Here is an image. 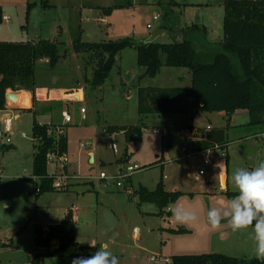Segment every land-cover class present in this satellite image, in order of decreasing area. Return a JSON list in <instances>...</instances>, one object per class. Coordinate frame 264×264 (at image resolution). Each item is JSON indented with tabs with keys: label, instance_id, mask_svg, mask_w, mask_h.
Wrapping results in <instances>:
<instances>
[{
	"label": "rangeland",
	"instance_id": "1",
	"mask_svg": "<svg viewBox=\"0 0 264 264\" xmlns=\"http://www.w3.org/2000/svg\"><path fill=\"white\" fill-rule=\"evenodd\" d=\"M43 1L0 0L3 16L10 19L9 22L0 23V42H29L38 39L64 42L65 45L60 51L68 54L67 58L62 59L54 70L46 60L37 62L36 83L48 87H84L86 79H91L92 73L86 67L83 56L73 52V33L82 31V39L87 42H115L126 38L137 40L143 36L150 37L152 33L161 31L165 25V13L168 11L165 1L170 0H133V6L126 8H115L124 5L126 0H48L50 7H44ZM174 1L180 5L175 9L173 7L172 16V19L177 18L178 25L190 18L194 21L203 19L200 10L185 11L186 4L200 2L199 0ZM96 2L103 7L114 8L109 13L112 15L106 17L107 24L101 22L103 8L84 9L87 4L92 6ZM221 2L224 0L211 1L214 5ZM156 15H160L161 20L154 22L153 17ZM148 24H152L153 29H147ZM168 24V27L173 28V23ZM174 38L173 31L158 40L161 43H171ZM135 54L131 49L122 51L120 61L101 90L86 87L84 101L61 104L62 108L55 115L58 122L63 120L64 113L72 119L66 127L69 167L86 177L73 180L92 182L94 180L88 178L98 177L102 171L111 174L115 170V162L126 153L128 161L120 165L137 164L143 168L127 179L125 185L129 190L118 192L115 189L110 194L102 193L106 195L99 198L96 194L93 195L89 208L94 213L99 201L98 206L101 209V232L94 239L95 246L107 245L119 258V264H159L151 260L155 255H161L163 259L170 261L174 256L213 253L237 258H255L253 242L250 239L251 229L233 233L227 221H222V227L218 231H210L206 224V213L212 207L225 204L232 198L230 194H236L231 183V174L235 168L251 169L264 160V123L252 125L250 116L244 111H238L232 118L224 112L201 113L193 124L201 128L199 131L207 127L214 130L224 129L228 145L224 156L216 150L211 152V162L216 165L223 163V167H206V175L196 180L195 174L198 170L195 166H203L202 157L189 159L187 168L179 167L175 161L180 151L166 156L161 148L162 137L153 133L156 123L181 127L189 122L187 116H165L160 122L144 121L146 128L137 143H128L123 132L110 133L105 130L113 126H134L140 123L139 86H186L175 74H170L173 71H183L181 68L166 67L157 79L141 80L137 76L140 69L137 68ZM77 82H80L79 85ZM8 93L16 94L13 91ZM82 98L79 93L70 96L72 100ZM82 108L87 114L81 113ZM19 116V119L12 120L10 134H6V122L0 121L3 136L0 150V264H30L34 251V230L45 218L40 201L46 193L37 197L36 188H40L41 183L37 180L30 181L35 154L32 131L34 117L24 111H20ZM82 117L88 119L83 120ZM113 144L116 145L117 152L113 149ZM89 152H94L96 156L95 165L89 162ZM99 158L113 163L103 168L99 164ZM161 158H164L166 165L161 164ZM49 169L53 174H60L61 164L50 163ZM223 171L228 175L227 189H223L219 180V174ZM213 172L218 173L216 179L212 177ZM162 178L166 189L192 192L183 195L176 203L197 205L198 223L191 226L181 225L175 222L168 208L159 216L160 209L155 204L136 205L139 203L136 192L141 187L155 190ZM206 185H209L208 188ZM65 196L60 194L59 197ZM69 199L60 198L58 203L64 204ZM180 230L187 231L178 233ZM229 231L230 236L224 238L223 235ZM134 234L138 235L137 240ZM87 237L86 241H91ZM136 244L144 249L133 253ZM52 263L51 260L47 261V264Z\"/></svg>",
	"mask_w": 264,
	"mask_h": 264
},
{
	"label": "trees",
	"instance_id": "2",
	"mask_svg": "<svg viewBox=\"0 0 264 264\" xmlns=\"http://www.w3.org/2000/svg\"><path fill=\"white\" fill-rule=\"evenodd\" d=\"M133 0L115 8L133 6ZM44 7H50L49 1H43ZM161 4V3H160ZM180 5L170 0L166 4V23L162 30L179 32L204 28L192 26L177 31V18L172 19L173 7ZM223 39L218 43V52L203 53L187 37H179L171 43L158 40L147 46L140 41L126 38L115 42H84L82 31L73 33L72 48L76 55L83 56L87 68L91 69V79H86V87L99 89L106 84L111 71L117 64L118 55L125 49L137 52V62L142 70L140 79L154 78L163 67L186 68L192 75L189 88L141 87L138 91V113L140 123L136 126H116L110 133L123 132L128 143L141 140L145 120L165 115H185L188 124L182 127L163 128L162 152H169L190 144L188 130L193 132V122L201 113L224 112L232 116L237 111L247 110L250 123H264V0H224ZM113 7L106 9L109 14ZM3 12L0 8V23ZM173 23V28L168 23ZM178 34V33H176ZM64 42L57 40H37L29 42H0V111L6 110L8 91L21 90L35 92L36 63L47 60L54 70L68 54H62ZM165 58V59H163ZM59 126L33 124L34 160L33 176L40 180L39 195L54 192V176L49 174L48 155L50 153L66 155L68 139L66 131L59 137L50 135L52 129ZM185 130V131H184ZM224 129L196 133L193 144L196 152L214 149L222 150L227 144ZM161 161V160H159ZM33 182V180H30ZM139 203H151L159 207V216L176 203L184 194L167 192L163 178L154 191L141 187L136 192ZM235 194H230L233 197ZM186 232L180 230L178 233ZM12 245V244H11ZM100 248L87 247L76 240V224L69 212L64 220L55 226L44 228L37 225L34 230V251L30 264H45L46 259H73L88 257ZM171 264H262L256 258H237L224 254L180 255L172 258Z\"/></svg>",
	"mask_w": 264,
	"mask_h": 264
},
{
	"label": "crops",
	"instance_id": "3",
	"mask_svg": "<svg viewBox=\"0 0 264 264\" xmlns=\"http://www.w3.org/2000/svg\"><path fill=\"white\" fill-rule=\"evenodd\" d=\"M199 1L200 2H189L188 4H186L185 11H187L189 9L200 10V12L203 16V19L194 21V20H192V18H190V20L185 21L181 25H178V22H177V24L175 26V28H176L175 31H177V29L178 30H180V29L186 30V29L191 28L192 26H196V27L201 28V29L204 28L206 31L201 32V30H197V31L196 30H187V33L183 36H180L179 32H176L178 34L175 33L174 39L179 38V37H182V38L187 37V38H190L191 40H194V42L198 46L199 51H201L203 53L218 52L219 49L217 48V45L223 39V21H224V14H225L224 7H223L224 2H221L218 5H214L213 3H211L212 0H199ZM207 1H210V2H207ZM168 3H169V1H167V2L165 1V4H168ZM93 5L91 6L90 4H87L86 6H84V9L90 8L91 10H94V8H96V9L102 10V8H103V10L101 11L103 14L101 16V22H103L104 24H107L106 17L109 18V16L112 15V14H108L106 12V8H109V7H103V5H98L97 2H96V4H93ZM165 8H166V5H165ZM5 18H6V16H3V22H9L10 21V19L7 21ZM159 20H161V16H160ZM165 22H166V20H165ZM160 32L162 33L160 38H162L168 33V30H162L161 29ZM134 34H136V33L134 32ZM146 38H148V36H143L137 40L142 41ZM34 41H36V40H34ZM82 41H84V40L82 39ZM84 42H87V41H84ZM131 50H133V49H131ZM135 53L136 54L134 55V57L136 60V65H137V68L140 69L138 66V62H137V52L135 51ZM121 54H122V52L118 55L117 62L120 61ZM165 68L166 67H163L160 70V72L157 74L156 77H154V78L144 77L141 80L145 81L147 79H149V80L157 79V77L161 75V71L165 70ZM181 69L183 71H173L170 74L171 75L175 74V77L177 79H180L182 83H186V86H180L179 88H189L192 85V75H191L189 69H186V68H181ZM138 75L140 78L142 75L141 69L138 70L137 76ZM79 83L80 82H77V85H79ZM103 87H101L99 89L101 90ZM141 87H156V86H153L152 84H147L145 86H139L138 91ZM159 88H176V87H159ZM76 93L82 94L83 98L81 100H77V101H73L72 99H70V96L73 94H76ZM16 94H17L16 101L14 103L7 101L6 110L0 111V116H1L0 121L4 120L6 122L7 119H12V120L13 119H19L20 118L19 112L24 111V112L29 113L30 115H33L34 121L36 119H38L39 120L38 122L40 124H47V125H55V126H59V127H64L65 131H66V127H68L70 123L69 124L65 123L64 118L61 122L56 121V118H57L55 116V115H57L56 111L58 109L62 108L61 104H64V103L76 104V103H80V102L84 101L86 99L87 89H86V86L76 87L73 85H67V86H59V87H54V86L48 87V86H40L37 84V89L35 90V92L21 90V91L16 92ZM242 111L247 112V114L249 115V112L247 110H242ZM236 113H234L231 116V118ZM85 114H87V111L85 112ZM65 115L66 114L64 113V117H65ZM165 116L169 117L172 115H165ZM165 116H162V117H165ZM162 117H151V118L147 119V121H153V122L155 120L159 121V120H161ZM82 119L87 120L88 118L82 117ZM42 121H46V122H42ZM188 123H190V122H188ZM33 124H34V122H33ZM184 125H186V124H184ZM134 126H136V125H134ZM113 127H116V126H113ZM165 127H173V126H170L166 123L165 124H157L156 123V125H154L153 130H158L159 133H155L154 131H153V133L155 135H160L162 137V140H163V131H164L163 128H165ZM193 127H194V130L192 133H190L188 130H186V131L184 130L185 133L188 134L190 144H191V142H193L195 134L200 133L203 130L202 129L199 131V129H201V128L196 127L194 124H193ZM11 128H12V123H11ZM109 129L110 128H107L105 130L107 132H109ZM32 130H33V128H32ZM204 130L209 132V131H213L214 129L208 130V127H207ZM217 130H220V129H217ZM67 139H68V137H67ZM33 141H34V139H33ZM34 143H35V141H34ZM190 144H187L183 147H180V148H177L174 150H170L169 152H165V154L167 156V155H171L172 152L180 151L175 162L177 163V165L179 167L183 166V167L187 168L186 164L188 163L189 159L193 160L195 157L200 156V155L195 153L196 152V150H195L196 145L195 144L192 145L194 147V149H193V148H191L192 146ZM227 145H228V143L223 148L224 152H227V149H226ZM161 146H162V141H161ZM184 147L187 148L186 152H184V150H183ZM68 151H69V145H68ZM188 154H190L192 157L186 158ZM67 155H68V153L65 155V157H66L65 169L63 170L61 167L60 172L65 171L72 178L73 177L86 178V177H82L79 174V172H77V171L75 172L74 170H70V167H69L70 164H69V159H68ZM88 157H89L90 163H93L94 165L97 163L96 162V156H95L94 152H89ZM127 157H128V154L126 153L122 158L118 159L115 162V166H116L115 170L118 168V166H121L120 164H124L126 161H128ZM164 157H165V155H164ZM33 160H34V157H33ZM99 160H100L99 164L103 168H106L107 165L113 163V162L106 161L102 158H99ZM160 162H161V164L164 163V165H166V161L164 160V158H161ZM56 164H57V162H56ZM49 165H50V163H49ZM201 166L202 165H198L195 167L199 171ZM115 170L109 175H113L116 172ZM198 171H196L197 174H195L196 180L201 179L198 176ZM49 174L51 176L55 175L50 171V169H49ZM56 174H58V172H56ZM217 175H218L217 172L216 173L213 172L212 177L216 179ZM92 178H93L92 180H94L92 182L91 181L90 182H79V181L72 180L70 182V186H69L67 191H62V192L54 191V192L46 193L45 196L43 197V199H41V201H40L41 205L44 208L43 215L45 217L43 219V223H41L40 225L43 226L44 228H48L49 226L58 225L64 220L65 216L69 212H71L73 214L74 222L76 224V240L84 246L92 247L91 244H94V241H95L94 239H95L96 235L99 236V234L101 232V222H100V220H101V218H100L101 217V209L98 206L100 204V202L97 201L99 204L96 206V208H97L96 210L94 208V213L92 212V208H89V207H91L89 205V203L92 204L93 195L96 194V197L99 198L101 196L104 197L106 195V194L102 195V193L108 192L110 194L111 192H115L114 191L115 189L118 190V192H120V191L123 192V191L129 190V187H127L126 185H125L124 189H117L113 184H106L105 181H100V180L96 179V177H92ZM31 179L33 180V182H34V180H37L38 182H40V180L35 178L34 176H32ZM219 180L221 181L223 189H227L228 175L224 171L222 172V174H219ZM95 181H97V182H95ZM226 183H227V185H226ZM84 184H86V185H84ZM105 185H107V187ZM208 186L209 185H206V188H208ZM165 189H166V186H165ZM166 191L167 192H178L177 190L168 189V188L166 189ZM129 193L133 194L130 191H129ZM182 193L184 195L192 194V192H190V193L182 192ZM36 194H37V197L40 196L38 193H36ZM60 194H64L66 196L65 197H59ZM60 198L61 199H69L70 198L69 199L70 201L66 202L64 204H59L58 199H60ZM88 198H91V199H88ZM136 205H138V204H136ZM94 206L95 205H93V207ZM146 214H150V213H146ZM104 225H105V223H104ZM118 229H120V228L118 227ZM161 230L165 231V229H161ZM135 231H137V229H135ZM230 234L231 233L229 231L225 235H223V237L226 238L227 236H230ZM87 236H89V239L91 238V241H86V239H88ZM134 238H136L135 240H137L138 235L134 234ZM135 246L136 247H135L133 253H136V251H138V250L144 249V247L139 245V244H136ZM133 256L136 257V255H133ZM49 260H51L53 262L52 264H71V261H72V259H66V258L46 259L45 264H47V261H49Z\"/></svg>",
	"mask_w": 264,
	"mask_h": 264
},
{
	"label": "clouds",
	"instance_id": "4",
	"mask_svg": "<svg viewBox=\"0 0 264 264\" xmlns=\"http://www.w3.org/2000/svg\"><path fill=\"white\" fill-rule=\"evenodd\" d=\"M217 166L221 169L223 163ZM231 183L236 194L225 204L207 211V227L210 231H218L222 221H227L233 233L251 229L255 258L264 264V160L251 169L235 168ZM169 209L178 224L191 226L199 222V208L195 204L173 203ZM71 264H119V258L107 245H102L88 257H74Z\"/></svg>",
	"mask_w": 264,
	"mask_h": 264
},
{
	"label": "built area",
	"instance_id": "5",
	"mask_svg": "<svg viewBox=\"0 0 264 264\" xmlns=\"http://www.w3.org/2000/svg\"><path fill=\"white\" fill-rule=\"evenodd\" d=\"M7 21L9 19L5 18ZM160 19V15H156L153 17V21L157 22ZM147 29L151 30L153 29V25L152 24H148L147 25ZM85 109H81V113L85 114ZM64 121L65 123L69 124L72 122V119L69 115H65L64 117ZM11 123H12V119H7L6 120V134H10L11 133ZM211 128L208 127V130H210ZM65 132V128L64 127H57L56 129H52L49 134L53 135L55 137H59L60 135L64 134ZM155 133H159L158 130H154ZM191 139V138H190ZM8 142H10V140L8 139ZM113 149L115 150V152H117V147L116 145L113 144ZM191 148L194 149V147L192 146ZM196 148V147H195ZM184 152L187 151V148H183ZM213 150L219 151L223 156L225 155L224 150H222L219 146H216L214 149H209V150H204V151H199V152H195L196 154L200 155L203 159V166L200 167L199 171H198V176H205L206 175V167H217L216 164L211 162V152ZM192 156L190 154L187 155L186 158H191ZM48 161L49 163H60L62 166V169H65L66 166V157L65 155H58V154H54V153H50L48 155ZM124 165V164H123ZM119 166L118 170L113 174V175H109L106 172L102 171L100 173V175L98 177H96V179L100 180V181H105L106 184H113L117 189H124L125 188V184L127 182V179L130 178L133 174L143 170L142 167H140L139 165L135 164V165H127V166ZM73 179H79L77 177H70L65 171L61 172L60 174H55L54 175V182H53V189L55 191H67L69 186H70V182ZM88 179H93L88 178ZM40 189L36 188V193H39ZM168 211H170V209H168ZM151 260L153 262L159 263V264H171L172 261L168 260V259H163L160 255H156L153 256L151 258Z\"/></svg>",
	"mask_w": 264,
	"mask_h": 264
},
{
	"label": "water",
	"instance_id": "6",
	"mask_svg": "<svg viewBox=\"0 0 264 264\" xmlns=\"http://www.w3.org/2000/svg\"><path fill=\"white\" fill-rule=\"evenodd\" d=\"M161 35H162V33L160 31H156V32L152 33L150 35V37L140 41V45L141 46H147L149 44H152V43L156 42L160 38ZM6 99H7V101L14 103L17 99V94L7 93ZM73 101H77V100H73ZM2 139H3L2 130L0 128V150H1V146H2Z\"/></svg>",
	"mask_w": 264,
	"mask_h": 264
}]
</instances>
